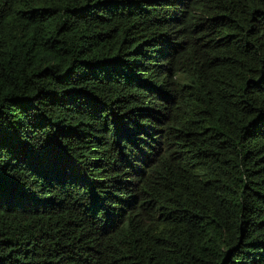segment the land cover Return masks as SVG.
I'll list each match as a JSON object with an SVG mask.
<instances>
[{
  "label": "trees",
  "instance_id": "trees-1",
  "mask_svg": "<svg viewBox=\"0 0 264 264\" xmlns=\"http://www.w3.org/2000/svg\"><path fill=\"white\" fill-rule=\"evenodd\" d=\"M0 264H264V0H0Z\"/></svg>",
  "mask_w": 264,
  "mask_h": 264
}]
</instances>
